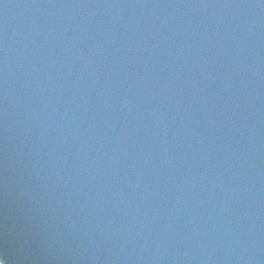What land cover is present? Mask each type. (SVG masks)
Segmentation results:
<instances>
[{
    "label": "water",
    "instance_id": "1",
    "mask_svg": "<svg viewBox=\"0 0 264 264\" xmlns=\"http://www.w3.org/2000/svg\"><path fill=\"white\" fill-rule=\"evenodd\" d=\"M6 264H264V0H0Z\"/></svg>",
    "mask_w": 264,
    "mask_h": 264
},
{
    "label": "clouds",
    "instance_id": "2",
    "mask_svg": "<svg viewBox=\"0 0 264 264\" xmlns=\"http://www.w3.org/2000/svg\"><path fill=\"white\" fill-rule=\"evenodd\" d=\"M0 264H6V257L0 256Z\"/></svg>",
    "mask_w": 264,
    "mask_h": 264
}]
</instances>
